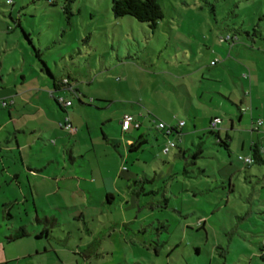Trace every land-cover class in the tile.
Returning a JSON list of instances; mask_svg holds the SVG:
<instances>
[{
    "label": "rangeland",
    "instance_id": "rangeland-1",
    "mask_svg": "<svg viewBox=\"0 0 264 264\" xmlns=\"http://www.w3.org/2000/svg\"><path fill=\"white\" fill-rule=\"evenodd\" d=\"M52 1L0 0V55L10 26L28 58L21 61L15 45L17 51L6 54L3 63L9 70L16 61L24 64L27 86L41 81L30 66L32 47L19 21L56 78L68 75L79 85L84 104L69 95L72 105L65 113L77 134L60 121L51 125L49 113L22 114L19 108L9 119L7 107L0 109V130H6L1 137L13 138L7 129L15 125L39 127L28 136L33 147L24 151L22 166L14 167L22 183L14 181L16 192L11 191L20 199L11 209L13 223L0 214V259H13L7 264H264V161L247 165L238 159L251 154V141L264 155V0H156L163 17L155 28L130 15L115 17L112 0ZM229 35L232 40L223 39ZM6 77L10 81L14 75ZM40 94L62 119L49 94ZM124 113L139 116L143 127L121 131ZM214 115L220 119L214 130L228 147L208 130ZM252 116L263 122L258 131H251ZM153 119L185 125L180 136L165 137ZM140 130H146L147 143L126 150L125 141ZM168 139L176 146L164 152ZM199 148L200 155L193 156ZM110 184L114 199L108 203L104 187ZM33 202L36 215L47 216L40 223ZM11 225L30 235L8 244L6 236L16 231L7 229ZM42 228L50 236L35 239L34 231Z\"/></svg>",
    "mask_w": 264,
    "mask_h": 264
},
{
    "label": "crops",
    "instance_id": "crops-1",
    "mask_svg": "<svg viewBox=\"0 0 264 264\" xmlns=\"http://www.w3.org/2000/svg\"><path fill=\"white\" fill-rule=\"evenodd\" d=\"M15 45H17L19 50H20L19 53H21V61H23V59H27L28 58L27 57L28 56L27 55L28 50L24 49L23 44L20 41V37L18 36V34L16 35L14 31H11V32L8 31L7 33H4L3 34V45H2L4 48V53H3L4 55H2V54L0 55V101L1 100H7L9 103H11L10 105L6 106L7 110L4 111V113L7 114L9 119H13L15 117V116H13V114L18 112L19 108H22V110H24L22 114H30V115H37V116L42 115L44 117V114L47 115L49 113V115H50L49 117L51 119L50 120L48 119V120L51 123V125L56 124V122L62 121L65 116L70 117L68 115V113H65V112H68V110H67L68 107H66L65 109L60 108V111H61L60 115L62 116V119H59V116L55 113V109H54V107H52V104L47 100V98H44L41 96L40 93L47 92L49 94V90H52L54 88V84H53V81H50L46 76H44V73H42L39 70L37 71L38 64L36 62L33 64L30 63V66H32V69L34 70V72L37 74V76H39L41 78V81L39 83H36V81L33 82L35 84V86H27L25 83L26 74L23 71L25 68L24 64L19 65L16 61V62L12 63V70H9V68L5 66V64L3 63L4 62V56L8 53L16 52L17 48L15 47ZM0 49H1V46H0ZM19 61L20 60L18 59V62ZM31 61H32V57H31ZM24 63H25V60H24ZM49 68L51 71H53L51 67H49ZM11 73H13L14 78L10 79V81H8V78L6 76L10 75ZM19 76H21L22 81L19 80ZM58 78L59 77H57V79ZM37 84H39V85H37ZM76 87H79V85L76 84ZM53 94H54V96H56L59 94H63V92L56 91ZM64 94L69 98V95H67V92H64ZM49 95L47 97H50L55 102L54 98L51 95L50 96ZM71 105H72V102H71ZM3 108L4 107L0 106V109H3ZM26 112H28V113H26ZM63 112H64V114H62ZM124 114H130V113H124ZM123 115L120 116V118H119L120 127H121V118L123 117ZM213 117H218V116L214 115L212 117H209L208 122H207V126H209V122L211 119H213ZM134 118H135V120H137L140 123V126L136 129H141L143 127V125H142L143 120L141 118H139V116H134ZM241 119H242V116L240 115L239 120H241ZM45 120H47V119L45 118ZM154 120H156V119H153V121ZM158 120H161V119H158ZM27 121L29 123H31L34 120H27ZM70 121H71V119H70ZM179 121H183V120H179ZM258 121H261V123L258 124ZM250 122H251V131H258L259 126H261L263 124L262 120H257L253 116L250 118ZM71 123H72V121H71ZM177 123L176 124L171 123L170 125L177 127ZM184 125H185V122L182 126H184ZM0 126H2V125L0 124ZM25 127L26 128L23 129L22 127H18L15 125L12 128V130L7 129L8 133L14 134L13 138H9V137L4 138V137H1V135H0V214H1L2 219L9 221L10 223H13V219H14V214L11 213V209L14 205L17 204V202L20 201V199H18L19 197H14V196L11 197V191L16 192V191H14L15 188L13 187V183H14V181L18 182V183H22L21 178H20L21 173H20V171L14 169V167H16V165L22 166V164L24 162V160H23L24 151L26 150L27 147L30 149L33 147L30 144L31 141L30 140L28 141V136L30 134H33L37 129H39V127L36 128L35 126L25 125ZM230 127L233 128V121L231 119H230ZM130 128L131 127H129L128 129H130ZM154 128L156 129L155 121H154ZM128 129H127V131H128ZM181 129H182V127L178 128L177 130H173L170 135L175 133V135L180 136ZM2 131H6V130L1 129L0 133ZM121 131L125 132L126 130H123L121 127ZM216 132L219 136L218 138H221L220 133L218 131H216ZM68 133H70V132H68ZM74 133L77 134L78 130H76ZM146 133H147L146 130H144V131L140 130V132L138 133V136L142 135L143 138L146 140L145 143H147V138L145 137ZM18 134H24L25 138H23L21 135H19L20 136L19 137ZM70 134H72V133H70ZM102 137L105 140H107L106 134L103 131H102ZM226 138H228V140L230 139V136L228 135V133H226ZM133 139H134V137H129L125 141L126 145H124V147L126 150L129 151L128 143ZM254 143H256V142L251 141V144L249 146L250 151H251V146ZM243 145L244 144L242 142V146ZM90 149L92 150V147L89 148V150ZM259 150H260L262 157H264V155L262 154V149L260 147H259ZM67 151L69 153L68 154L69 161L74 163V161H73L74 156H73L72 149H68ZM78 156L81 157L83 160L85 159V154H80ZM244 156H252V151H251V154L248 152V153H245ZM47 161L50 163V162H53L54 160L48 159ZM84 161H87V160L85 159ZM263 161H264V159H263ZM122 166H123V169H125L126 173H128L129 175H131V174L133 175V173H130L128 171V169L125 168L124 165H122ZM26 167L29 169H32V170H39V168L37 166L35 168H30L31 165L30 166L27 165ZM11 169H12V172L10 171ZM13 169L15 171H13ZM76 178L80 179V180H86L85 178H82V177H76ZM95 179H96L95 177H93V176L91 177L92 181ZM112 187H113L112 184L104 187L105 188L104 189L105 198L107 200L108 195H109L111 197L110 202L114 199V196H113L114 194L112 191H110V189ZM28 188H29V185H28ZM82 190L84 192L91 193L93 188H82ZM7 194H9V195H7ZM29 194L31 196V199L33 200V196H32L33 194H32V191L30 188H29ZM103 203H106L105 200ZM31 205H32V208L35 209V220L37 223L44 221L43 219H45V218L47 219L46 214H44V217H42V218H39L36 215L37 210L35 208V205H36L35 202H33ZM7 213H10L12 215L10 220L6 219V217H5V215ZM26 214L28 215V213H26ZM50 219L51 218H49V220ZM18 228H22L27 233V235H25L24 237L30 235L27 232V229L23 226L17 227L15 225H11L10 227L9 226L7 227V229L9 231H13V230H16ZM43 229L44 228H42L41 231H43ZM41 231H39V230L34 231L35 239L43 238V237H45L47 239L48 236H50L48 234L40 233ZM13 233L14 232H12L11 234H13ZM10 235L6 236V240H7L8 244L24 238V237H21V238L16 239V240H10L8 238ZM37 235H39V236L37 237ZM3 249H4V247H3ZM25 256H27V255H25ZM25 256H23V257H25ZM16 258L19 259L22 257H16ZM11 260H13V259L6 258V257L2 258V259H0V264H7ZM15 261L19 262V260H15Z\"/></svg>",
    "mask_w": 264,
    "mask_h": 264
},
{
    "label": "trees",
    "instance_id": "trees-1",
    "mask_svg": "<svg viewBox=\"0 0 264 264\" xmlns=\"http://www.w3.org/2000/svg\"><path fill=\"white\" fill-rule=\"evenodd\" d=\"M50 2L52 3L53 1L50 0ZM111 9L113 14L115 15V17H121V16H125V15H130L134 18H136L137 20L141 21V22H147L148 25L151 28H155L157 21L159 19H161L163 17V12L161 10V7L159 5V3L156 0H112V5H111ZM63 11L67 14H70V7L68 4H64L63 5ZM17 23L18 26H20L22 34L27 38L28 40V44L32 47V49L30 50L32 53V59L38 64V70L41 71L42 73H44V76H46L50 81H53L54 84V88L52 90H49V94L54 98L56 104L58 105L59 108L61 109H65L68 106L63 105L62 103H60L58 101L59 97H63V98H67L69 99L64 92H67V95L76 97L80 103L84 104L82 102V96L80 94V90L79 87H76V83L74 82L73 79H71L68 75L67 76H62L61 78H56V76L54 75V72L50 70L47 61L42 57L41 54V50L40 48L36 47L33 39L30 37V32L26 31L25 29H23V27H21V24L19 21L15 22ZM7 29H9V32L13 31L12 27H7ZM224 40H232L233 37L232 36H228L227 38H223ZM56 91H60L63 92V94H59L54 96V92ZM72 102V101H71ZM0 103H2L1 105H3V107H6L8 105H10L11 103H9L7 100H1ZM71 105V104H70ZM68 118V121L71 123L70 119L68 116H65L63 118L62 121H60L61 123H64V119ZM59 124L60 127H62ZM72 125V123H71ZM172 131L173 130H177L179 127L170 125ZM63 128V127H62ZM76 129V128H75ZM158 131H160L162 133V135L169 136L172 132L170 133H165L162 130L156 128ZM210 133H214L217 135V138L219 137L217 132L214 129H210L208 128ZM76 131V130H75ZM145 139L143 138L142 135L134 138L133 140H131L128 143V149L129 151H134V150H138L140 149L144 144H145ZM218 143L223 144L225 147H228V143L226 140L218 138ZM176 146V145H175ZM251 151H252V163H259L263 161V157L260 153L259 147L256 143H254L251 146ZM184 152V151H183ZM201 153V148H199L194 154L193 156H199ZM251 163V164H252ZM137 193V192H136ZM138 194V193H137ZM110 196L108 195V198L106 200V202H110ZM6 219L10 220L12 215L10 213H7L5 215ZM48 221V220H46ZM45 221V222H46ZM51 222V221H49ZM49 231L47 230V228H44L43 231H41L40 233L42 234H48ZM25 235H27V233L22 229V228H18L16 229V231L11 234L8 238L10 240H16L19 239L21 237H24ZM39 235H37L38 237Z\"/></svg>",
    "mask_w": 264,
    "mask_h": 264
},
{
    "label": "built area",
    "instance_id": "built-area-1",
    "mask_svg": "<svg viewBox=\"0 0 264 264\" xmlns=\"http://www.w3.org/2000/svg\"><path fill=\"white\" fill-rule=\"evenodd\" d=\"M58 101L60 103H62L65 106H68L71 104V100L67 99V98H63V97H59ZM64 123H61L60 125L65 128L68 132L70 133H74L75 132V128L71 125V123L68 121V118L66 117L64 119ZM220 122V119L215 117L213 119L210 120L209 122V126L208 128L210 129H215L218 125V123ZM261 121H258V124H260ZM184 124V121H179L177 123V127H182V125ZM134 126L135 128H138L140 126V123L135 120L134 116L132 114H124L123 117L121 118V127L123 130H127L129 127ZM155 127L162 130L165 133H170L172 132V129L170 127V125H168L167 123H165L162 120H155ZM176 143L173 140H167L166 145L163 148L164 152H168L170 148L175 147ZM238 159L241 160L243 163L249 165L252 163V158L251 156H238Z\"/></svg>",
    "mask_w": 264,
    "mask_h": 264
}]
</instances>
